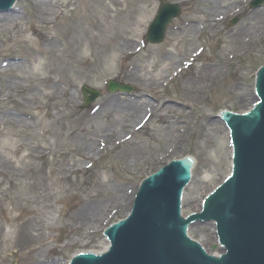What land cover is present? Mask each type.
I'll use <instances>...</instances> for the list:
<instances>
[{"label":"rangeland","instance_id":"1","mask_svg":"<svg viewBox=\"0 0 264 264\" xmlns=\"http://www.w3.org/2000/svg\"><path fill=\"white\" fill-rule=\"evenodd\" d=\"M65 1L58 0L60 6L54 4L58 12L56 17L41 21L37 16L40 10L33 0H17L16 10L21 19H17L15 25L11 21L6 22L0 30V61L9 56L27 54V50L36 51L39 33H48L57 39L52 51L45 57L40 56V61L45 62L48 68L54 66L57 58L70 62V66H61L55 74L54 78L60 80L59 90L45 89L40 81L35 82L37 86L32 87V93L26 96L23 93L30 82L25 79L20 80L17 88H3L7 73H21L24 77L33 71L42 73L40 64L31 67L19 64L6 72L0 65V90H3L0 95L5 92L9 95V99H0V112L7 110L9 114L4 119L0 116V144L5 143L6 132H14L8 142L20 145L15 158L24 174L23 178L9 179L7 171L15 164L4 162V148L0 146V264H67L77 251L101 250L106 241L102 235L105 225L127 214L146 174L155 172L167 160L179 159L187 153L194 158V165L190 181L182 192L181 211L182 215L197 211L206 192L220 183L231 167L229 133L218 116L219 111L224 107L233 112H243L256 97L253 80L259 64H264V35L253 44L239 45L232 39L243 35L238 29L250 22L251 16L262 10L264 3L251 9V0H238L236 11L226 16L219 8L216 13L223 17L217 19L214 26L204 27L191 44L184 40L188 33L180 34L176 26L192 15L200 18L207 14L206 3L167 0L179 3L180 14L168 24L163 41L152 44L145 41L144 35L159 0H148L150 15L145 18L137 43L132 44L138 47V52L123 61L111 62L105 42L97 48L86 35L94 34L97 23L107 16L106 12L92 11L91 0H67V5ZM234 17L237 21L231 25ZM133 22L128 15L127 27L133 26ZM76 30H79V36ZM72 36L81 37L84 41L77 43V38L71 40ZM181 38L183 41L178 43ZM75 47L85 59L74 61ZM200 47L197 59L186 64L189 52ZM168 53L172 54V62L175 63L168 72L162 73L166 78L165 85L160 84L157 92L149 94L152 103L166 102L171 107L165 118L172 127H166L161 119L151 116L145 120L144 128L133 130L134 123L143 117L142 110L133 124L120 132L116 128L110 139L114 142L125 133L132 138L113 149L107 140H104L106 145L99 144L100 137L106 136L107 131L111 133L112 121L105 112L98 111L93 115V107L100 108L109 99L125 105L139 87L134 76L127 77L123 65L133 61L138 66L135 67L138 77L156 78L159 67L168 63L165 60ZM178 59L184 62L183 66ZM200 71L208 76L199 80L197 74ZM109 79L127 83L133 90L108 92L105 82ZM69 80L71 85H68ZM83 84L100 91V96L85 107H81L80 86ZM61 88L66 92L63 93ZM183 92H186V97L194 99L187 107L181 104L184 103ZM24 110L30 112L29 116H23L24 122L13 121ZM32 113H37V116H32ZM121 114V111H115L113 117L117 119ZM80 128L88 129L87 135L79 133ZM89 141L99 153L85 159L81 152ZM128 144L133 146L135 156L129 154L118 158L117 154L127 149ZM40 147L45 151L43 157L21 159L27 150L34 152ZM129 157H133V163L132 158L129 162ZM78 165L83 167L77 168ZM28 168L31 170L26 172ZM41 179L45 181V187L41 183L37 188L31 185L33 191L24 196L21 204L13 202L12 196L17 194L11 187L12 182L33 184ZM126 191L128 196H124ZM95 212L99 214L94 215ZM31 217L35 220L34 227ZM47 223L53 226L47 228ZM35 229L42 231L39 238H36Z\"/></svg>","mask_w":264,"mask_h":264},{"label":"water","instance_id":"2","mask_svg":"<svg viewBox=\"0 0 264 264\" xmlns=\"http://www.w3.org/2000/svg\"><path fill=\"white\" fill-rule=\"evenodd\" d=\"M12 1L0 0V8H8ZM178 13L177 5L161 2L147 39L161 41L167 22ZM108 89L130 91L132 87L111 81ZM81 90L84 105L99 94L86 85ZM255 90L258 100L248 112L223 113L233 145L232 172L204 198L200 212H190L186 218L180 215L181 193L192 165L183 158L188 153L180 160L169 159L141 182L129 216L105 229L109 250L101 255L80 253L69 264H264V66L257 72ZM195 221L215 222L222 246L217 257L202 248L211 253L220 250L213 224L195 223L187 229ZM186 229L202 246L187 237Z\"/></svg>","mask_w":264,"mask_h":264},{"label":"bare ground","instance_id":"3","mask_svg":"<svg viewBox=\"0 0 264 264\" xmlns=\"http://www.w3.org/2000/svg\"><path fill=\"white\" fill-rule=\"evenodd\" d=\"M58 0H33L35 7L40 10L39 14L37 16L40 18L41 21H46L49 19L50 16L56 17L58 12L54 9V4H57ZM184 1H189V0H184ZM200 2L206 3V12L207 14L203 15L200 18H197L195 15L190 16L183 22L179 23L176 28L180 31L179 33H188L187 39H184L186 41H189V43H194L195 38L198 37L200 31L204 28L209 26H214L216 23L217 19L222 18L223 16H226L230 13H233L236 10V3L238 0H199ZM62 2V1H61ZM148 0H129L124 1V0H91L90 9L92 11H105L106 17L105 19L103 18L102 22L97 23V28L94 34H86L89 40L93 43V45L97 48L102 46V44L105 42V45H107V50H108V59L109 61L117 62V61H123L131 56H133L136 52H138V47L133 46L132 44L137 43L138 36L142 32V28L145 26V18L150 15V9L147 5ZM65 5L68 4V1L66 0L64 2ZM60 6L59 4H57ZM16 8V7H15ZM223 9V13L219 14L216 13L218 9ZM195 12V11H194ZM197 15L198 12H195ZM129 15V18L133 20V26H130L129 28L127 27V17ZM17 19H21V16L19 15L17 10H14L13 13H4L0 14V30L5 26L6 22H12L13 25L16 24ZM239 33H243L242 36L239 37H233V41L239 43H247V44H253L257 41V39L261 38L264 34V7L262 10L254 12L253 16H251L250 22H247L245 26L241 27L238 29ZM79 32V30H76V34ZM74 33V34H75ZM77 36H79L77 34ZM85 37V36H84ZM77 38V43L78 42H83V38L81 37H75L72 36L71 40ZM56 36L48 34V33H39V48L32 51L27 50V54H21V55H14V56H9L7 57L4 61H0V65L3 66V72L9 71L8 69H13V67L19 66L20 65H26L28 67L33 66L34 64H40V69L42 70V73H38L37 71H33L26 75L24 77L21 73H7L8 78L5 81V84L3 86L4 89L8 87H19L20 86V80L25 79L26 81L30 82L29 88H27L26 92H24V96L29 95L32 93L33 89L32 87H36L37 85L35 82H42V86L45 89H50V90H59L60 85L59 79H55V74L58 73L61 70V66H70V62L66 61L63 58H57L56 63L54 64L53 67L47 66L45 62L40 61V56H44L45 54L49 51H52L51 48H54V43L56 41ZM104 41V42H103ZM179 41V40H178ZM183 41L181 38L178 43ZM67 47V46H66ZM94 50V49H93ZM96 50V49H95ZM201 52H199V48L194 49L193 51L189 52V56L187 60H196L197 57L199 56ZM169 54V53H168ZM73 55H74V61H79L81 59H85L86 57L83 55V53L75 47L73 50ZM192 57V58H191ZM168 61V63H165V65L160 66L158 71V75L156 78H149L145 79L142 77H138L136 74V70L138 68L133 61L126 62L123 65V69H126L127 72V77L134 76L137 85H139L137 92L134 96L130 97L128 103H125V105H121L118 103L117 100L115 99H109L105 103H103L102 106H94L91 113H94L93 115H96V112H105L108 116V118L111 119L112 125L111 127L113 128L110 130L111 133L106 132V136L100 137L98 139V143L101 144L103 143L106 145L111 144L113 149L117 145H123L125 141L130 137L131 135L128 133H125L122 137L118 138V140H113L111 141V135L112 133L116 132V128L119 129V132L124 130V128L128 127L133 124L135 121V118L141 113V111H144L143 117L140 118V121L137 123H134L133 130L141 127L144 128L146 125L145 119H149L151 116L153 118H158L163 121V124L168 127L171 126L172 124H168L167 121L168 119L165 118L166 114L168 113L169 109L171 108L169 105H167L166 102L157 104V103H152L150 101V92H157L158 86L160 84L165 85V80L166 78H163L162 73H165V71L168 72V69H170L171 65H173L172 62V54H169V56L165 59ZM180 62V66H183L184 63L180 59L177 60ZM176 61V62H177ZM137 67V68H135ZM177 67V65H176ZM150 67V72H154L153 69ZM177 69V68H176ZM104 72L106 69L103 70ZM109 71V70H108ZM202 71H200L199 74V80L202 77H206L208 75H202ZM169 77V76H168ZM68 85H71V81H68ZM3 90H0V92ZM61 91L64 93L66 92V89L61 88ZM8 92V91H7ZM255 95V94H254ZM183 101L184 103L182 104V107H187L190 105V103L194 102V99L186 97V92H183ZM9 99V95L5 92L4 94L1 93L0 99L5 98ZM52 97V96H51ZM153 97V95L151 96ZM256 99V98H255ZM38 109V108H36ZM115 111H121V115L118 116L117 119L113 117V113ZM7 110H4L0 112L1 119H4L5 117H8ZM30 112L24 110V112L21 115H17L16 117L13 118V121L18 122H24L25 118L23 116H29ZM219 115V113H218ZM32 116L36 117L37 113H32ZM91 116V115H90ZM115 116V114H114ZM219 121V120H218ZM15 123V122H14ZM223 123V122H222ZM212 125V123H209ZM88 129L86 128H80L79 133L83 135H87ZM93 131L97 132L96 129ZM132 131V130H131ZM223 131V130H222ZM221 131V132H222ZM225 131H227L225 129ZM14 134L12 131H8L4 134V140L5 143L1 142L0 146L1 148H4L3 151V158L5 159L4 162H10L11 164H15L14 168H11L10 171H7L9 175V179L11 180H17L18 178H23L24 174L23 168L19 166L20 162L16 161L15 155L19 151L20 145L15 144V145H10L8 142V139L11 137V135ZM93 137V136H91ZM92 141L86 142L84 151L81 152V155L85 158H91L93 155H95L97 152V148L92 146ZM96 142V141H95ZM110 142V143H109ZM98 144V145H99ZM116 144V145H115ZM41 149H37L34 152L32 150H27L23 155L21 159L25 158H31L32 156L35 157H43L44 155V149L40 147ZM133 146L131 144H128V148L125 150L120 151L119 154H117L118 158H123L124 156H128L129 154H133L135 156V153L132 152ZM97 153V154H98ZM81 156V157H82ZM132 158V159H131ZM131 163L134 162L133 157H129L128 160ZM83 166L78 165L77 168H82ZM31 168L26 169V172H29ZM34 170V169H33ZM78 170V169H76ZM75 170V171H76ZM3 175L4 173L7 175L6 172H2ZM41 184H43V187H45L46 183L42 179L39 181H35L33 184L31 183H25V182H18L11 184V187L14 188L15 192L17 195L14 197L12 196V200L15 204L19 205L21 202L25 200L24 196L31 193L34 188L40 187ZM31 185H34L35 187L33 188ZM130 192V191H128ZM125 192L123 191L122 194ZM128 196L127 191L124 196ZM127 198V197H126ZM47 199V198H46ZM99 209V208H98ZM200 209L198 207L197 211ZM53 210V209H52ZM39 214H43L42 210H38ZM95 214H99L98 212H95ZM93 218V217H92ZM30 221L32 223V227H34L35 220L33 217L30 218ZM53 225L52 223H47V228H51ZM96 229V226H94ZM36 230V238L40 237V231L39 229ZM88 230V229H87ZM91 231V228L89 229ZM108 246V242L105 241L103 248L99 251H104L106 247Z\"/></svg>","mask_w":264,"mask_h":264}]
</instances>
